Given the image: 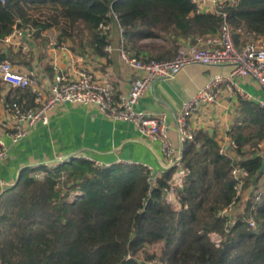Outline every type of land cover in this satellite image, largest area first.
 I'll return each instance as SVG.
<instances>
[{
	"label": "trees",
	"instance_id": "trees-1",
	"mask_svg": "<svg viewBox=\"0 0 264 264\" xmlns=\"http://www.w3.org/2000/svg\"><path fill=\"white\" fill-rule=\"evenodd\" d=\"M226 10L237 45L264 38V0H236ZM115 22L124 28L127 49L167 60L178 54L183 41L216 32L221 17L200 11L195 0L0 1V39L15 28H32L41 40H49L45 31L56 32L59 43L69 42L80 55H104L110 37L100 26ZM248 126L264 130V107L242 101L227 132L238 148L230 145L221 152L219 141L202 129L182 143V162L190 172L177 190L178 210L165 193L173 166L163 170L150 195L143 164L107 167L76 157L53 167L22 168L20 181L0 199L1 257L5 264H143V254L165 264H264V197L256 201L247 195L264 159L247 156L235 140ZM231 148L240 159L229 154ZM236 165L250 174L240 195L232 175ZM39 170L47 172L42 180L32 176ZM73 191L80 194L70 200ZM231 205L237 219L233 226L224 213ZM212 232L222 234L219 246Z\"/></svg>",
	"mask_w": 264,
	"mask_h": 264
},
{
	"label": "crops",
	"instance_id": "crops-1",
	"mask_svg": "<svg viewBox=\"0 0 264 264\" xmlns=\"http://www.w3.org/2000/svg\"><path fill=\"white\" fill-rule=\"evenodd\" d=\"M55 33L45 31L42 34L49 36V40L34 37L28 51L12 48L9 60L22 70L37 66L46 85L50 84L56 68L71 78H75L82 69L89 68L97 76H109L116 94L130 89L136 74L132 67L120 59L118 49L121 44V32L117 23L112 25L110 34L109 44L112 51L102 56L76 54L70 49L69 42L59 43L54 36ZM257 41L264 45V38ZM194 44L196 37L183 41L181 49L188 50ZM229 72V66L189 65L171 78L156 81L141 98L138 107L153 113H166L171 126V136L179 145L176 120L184 104L211 77ZM234 81L252 98L247 100L237 93L231 94L224 85L219 101L202 108L190 119L194 130H207L225 149L230 147L233 140L227 132L240 115L242 101H250L261 107H263L261 102H264V89L255 80L240 78ZM16 98H21L18 102L24 107L32 108L36 105L29 89L10 87L0 78V109L6 102L17 101ZM0 137L9 147L7 159L0 162V192L4 187L1 181L8 184L5 185L3 194L14 185L22 168L49 166L56 164L58 159L65 156L89 157L94 162L109 165L115 163L151 165L156 170H164L163 165L166 164L158 144H149L140 138L132 123L111 120L95 106L64 103L52 113L47 125L39 123L19 142L12 143L7 130L1 124ZM235 140L247 156L260 155L264 159V130L256 126L245 127L236 134ZM229 154L235 159H240L234 148L229 150ZM256 184L264 185V166ZM251 187L247 195L252 194Z\"/></svg>",
	"mask_w": 264,
	"mask_h": 264
},
{
	"label": "built area",
	"instance_id": "built-area-1",
	"mask_svg": "<svg viewBox=\"0 0 264 264\" xmlns=\"http://www.w3.org/2000/svg\"><path fill=\"white\" fill-rule=\"evenodd\" d=\"M7 3V0H0ZM200 11H212L221 17V23L214 33L196 36V44L190 49H180L172 59L157 60L137 56L126 48L124 28L117 23L121 32V44L118 49L120 59L135 71V78L127 92L116 94L112 80L109 76H97L91 69L84 68L75 78L67 76L56 68L49 85L42 81L39 68L32 67L22 70L8 58L10 50L21 49L28 51L34 39L35 30L32 28H15L10 34L0 39V78L10 87L29 89L35 101L32 108L24 107L20 102H6L0 109V124L5 127L12 143H17L28 136L34 128L42 123L47 125L50 116L64 103L82 106H95L107 118L114 121H128L132 123L140 134V138L149 144H158L164 155L166 165L176 168L170 184L165 188L166 198L173 207L181 208L177 190L182 188L185 176L190 170L182 162V143L194 139V129L190 119L204 107L214 105L222 97L224 85L231 94L241 95L244 99H251L249 93L244 92L234 80L251 78L264 89V45L251 41L243 46L237 45L234 39V30L228 19L226 10L230 3L236 0H195ZM117 19V14L112 12ZM114 24V23H113ZM113 24H101L103 33L111 34ZM110 44L106 45L104 52L111 53ZM192 64L206 66H229L228 74L214 75L209 81L188 100L177 116L176 127L179 133V145L171 136V126L166 113H153L138 107L141 98L149 91L151 86L160 79H167L177 75L184 68ZM264 107V102H261ZM230 145L235 149L238 145L231 140ZM221 152L225 147L221 146ZM9 147L0 137V162L8 157ZM98 166H110L99 161L94 162L89 157H81ZM61 164V163H56ZM49 167V166H48ZM148 174V195L158 185V179L163 170H156L146 165ZM47 174L45 170L35 171L33 175L40 179ZM232 175L238 180L237 194L240 195L245 179L250 177L249 171L236 165ZM0 192V199L5 191L6 182ZM253 197L261 201L264 197V185L255 184L251 187ZM234 205L224 210L229 215V225L236 223ZM251 227L257 226L254 216L248 218ZM212 241L219 246L223 236L219 233L210 234ZM160 262V261H159ZM158 263V261L156 262ZM0 264H5L0 254Z\"/></svg>",
	"mask_w": 264,
	"mask_h": 264
},
{
	"label": "rangeland",
	"instance_id": "rangeland-1",
	"mask_svg": "<svg viewBox=\"0 0 264 264\" xmlns=\"http://www.w3.org/2000/svg\"><path fill=\"white\" fill-rule=\"evenodd\" d=\"M258 42V41H257ZM259 43V42H258ZM259 44H261V43H259ZM261 45H263V44H261ZM53 166H57V164H51V165H49V167H53ZM47 175V174H46ZM46 175L44 176V177H42V178H40L39 180H42V179H44L45 177H46ZM32 176H34L33 174H32ZM35 177V176H34ZM36 178V177H35ZM65 177H63L62 178V184L60 185V186H58V189L60 190V195H63L64 194V192H65V188H64V186H63V183H64V179ZM38 179V178H37ZM78 194H80V192H78V191H73V192H71V194L69 195V197H68V199H70V200H72V199H74ZM217 233V232H216ZM220 234V233H219ZM222 235V234H221ZM153 251H155V248H150L149 249V252H153ZM141 260H142V263L143 264H165V262L163 263V261L160 259V258H156V259H148L147 258V254H143L142 255V257H141ZM158 261V263H156ZM160 261V262H159Z\"/></svg>",
	"mask_w": 264,
	"mask_h": 264
},
{
	"label": "water",
	"instance_id": "water-1",
	"mask_svg": "<svg viewBox=\"0 0 264 264\" xmlns=\"http://www.w3.org/2000/svg\"><path fill=\"white\" fill-rule=\"evenodd\" d=\"M74 158H76V156H65V157H63V158L58 159V160L56 161V163H57V162H58V163H64L65 161H70V160H72V159H74ZM77 158H78V157H77ZM163 167L166 169V168H170V167H172V166H171V165H166V164H164ZM19 181H20V176H18V178H17L16 182L14 183V185H16Z\"/></svg>",
	"mask_w": 264,
	"mask_h": 264
}]
</instances>
